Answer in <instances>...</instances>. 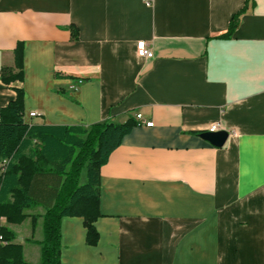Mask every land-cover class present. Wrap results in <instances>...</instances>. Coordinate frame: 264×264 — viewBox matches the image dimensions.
<instances>
[{
  "label": "crops",
  "instance_id": "1",
  "mask_svg": "<svg viewBox=\"0 0 264 264\" xmlns=\"http://www.w3.org/2000/svg\"><path fill=\"white\" fill-rule=\"evenodd\" d=\"M16 88L27 123H154L101 167L98 243L62 217L60 264H264V0H0V107ZM217 121L237 132L221 147L201 135ZM3 226L41 262L42 217Z\"/></svg>",
  "mask_w": 264,
  "mask_h": 264
},
{
  "label": "trees",
  "instance_id": "2",
  "mask_svg": "<svg viewBox=\"0 0 264 264\" xmlns=\"http://www.w3.org/2000/svg\"><path fill=\"white\" fill-rule=\"evenodd\" d=\"M244 9L232 17L221 37L233 34ZM71 31L77 39V27L72 26ZM23 51V42H18L14 50L17 71L4 67L1 77L5 82L23 80ZM16 93L15 99L0 107V216L11 223L31 216L33 231L42 217L44 238L39 242L41 262L32 263L25 259L22 244L15 241L16 233L0 227V264H60L63 216H81L86 242L98 243L95 221L101 216V167L138 122L130 117L122 123H27L23 117L24 90L16 88ZM37 206H43L44 213L27 212Z\"/></svg>",
  "mask_w": 264,
  "mask_h": 264
},
{
  "label": "built area",
  "instance_id": "3",
  "mask_svg": "<svg viewBox=\"0 0 264 264\" xmlns=\"http://www.w3.org/2000/svg\"><path fill=\"white\" fill-rule=\"evenodd\" d=\"M137 52H138V55L141 57H152L153 56V50L145 40L138 41ZM81 82L82 81L79 79L78 83H81ZM30 115L35 116V115H37V112L33 111L30 113ZM136 119L139 121V123L144 122L148 126H151L154 124L152 121H144L142 113H137ZM219 130H227L221 121H217V122L213 123L208 129V131H212V132L219 131ZM227 131L229 132V134H236L237 133L236 130H227ZM6 163H7V160H4L1 164L3 170H4V165Z\"/></svg>",
  "mask_w": 264,
  "mask_h": 264
},
{
  "label": "water",
  "instance_id": "4",
  "mask_svg": "<svg viewBox=\"0 0 264 264\" xmlns=\"http://www.w3.org/2000/svg\"><path fill=\"white\" fill-rule=\"evenodd\" d=\"M202 137L208 140L212 145L221 147L223 146L228 137L229 132L227 130H219V131H204L202 134Z\"/></svg>",
  "mask_w": 264,
  "mask_h": 264
},
{
  "label": "rangeland",
  "instance_id": "5",
  "mask_svg": "<svg viewBox=\"0 0 264 264\" xmlns=\"http://www.w3.org/2000/svg\"><path fill=\"white\" fill-rule=\"evenodd\" d=\"M84 175V174H83ZM17 229L18 230H21V233L19 234V237L21 235H24V233H26V229H30V224H29V221L28 222H25L24 224H22L21 226H17ZM27 246V244H26ZM29 247V245L27 246Z\"/></svg>",
  "mask_w": 264,
  "mask_h": 264
}]
</instances>
